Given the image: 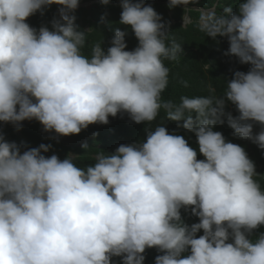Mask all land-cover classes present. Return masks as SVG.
I'll return each mask as SVG.
<instances>
[{
  "label": "clouds",
  "instance_id": "clouds-1",
  "mask_svg": "<svg viewBox=\"0 0 264 264\" xmlns=\"http://www.w3.org/2000/svg\"><path fill=\"white\" fill-rule=\"evenodd\" d=\"M188 2L168 0V7ZM53 4L61 7L52 30L26 23ZM78 5L0 0V122L18 127L35 120L45 132L67 137L118 113L150 123L163 107L168 120L182 121L195 135L198 151L159 125L143 142L99 151L94 164L81 168L71 154L43 155L50 145L21 153L0 136V264H112L113 257L143 264L151 248L163 253L154 264H264V232L252 236L264 227V188L245 149L213 131L226 116L235 136L264 151V0H241L235 11L213 14L204 29L213 40L227 37L224 55L250 70L236 71L215 105L182 97L178 106L161 103L169 75L163 61L182 49L168 43L154 8L121 0L119 24L137 47L125 50L127 31L117 28L107 51L97 44L89 58L81 54L86 32L72 15ZM225 101L237 117L230 107L224 113ZM182 208L199 222L185 224Z\"/></svg>",
  "mask_w": 264,
  "mask_h": 264
},
{
  "label": "trees",
  "instance_id": "trees-1",
  "mask_svg": "<svg viewBox=\"0 0 264 264\" xmlns=\"http://www.w3.org/2000/svg\"><path fill=\"white\" fill-rule=\"evenodd\" d=\"M95 1L97 0H79L78 6L92 4L80 7L72 13L75 17L74 24L79 30L86 32L81 54L90 58L92 49L97 44H101L106 52L111 46L110 41L114 38L117 28L127 31L125 50L135 49L138 41L134 34L130 29H125L119 24L122 10L121 0H108L107 5H104L102 0ZM132 2H137V0H132ZM143 2L145 6H152L162 17V22L169 32L168 43L175 41L181 45L182 49L177 59L163 61L169 69V75L167 87L161 93L162 104L171 102L174 106H178L182 97H204L215 105L216 100L224 96L226 83L233 78V74L236 71L247 73L250 70V65H242L235 57L224 55L229 47L227 37L218 36L213 40L204 30L205 25L211 23L213 14L218 17L224 14V10L229 7L235 11L241 0H189L186 5L171 9L168 7V0H143ZM60 7L55 4L48 6L42 12L30 16L26 23L37 30L41 26L52 30L51 22L53 18L59 19L57 11ZM228 107L234 118L239 115L235 106L228 101H225L223 109L225 114H229ZM184 116L196 119L195 112H185ZM221 119L224 123L216 124L213 131L222 133L226 142L238 144L245 149L249 159L255 165L257 176L254 179L264 188V151L250 140L235 136L233 129L226 122V116ZM159 125L166 127L169 134L183 136L189 146L198 151L195 135L180 126L182 121L168 120L167 112L163 107L159 110L156 119L150 123L135 124L126 113H118L116 117H109L106 125H89L79 134L67 137H57L53 132H45L35 120L23 121L18 127L0 122V136L20 146L21 153L30 148H37L40 144L50 145V150L42 153L46 157L55 154L63 160L71 154L75 156L74 163L78 167L86 168L95 163V157L99 151L111 154L120 145L143 142L146 139V132L154 130ZM254 129L260 131V126L254 124ZM64 138L71 141L70 146L62 142ZM82 141L83 144L79 145ZM85 144L88 148L83 149L82 145ZM197 159L204 158L198 153ZM181 218L189 226L199 222L198 218L191 214V208L187 211L182 208ZM261 232H264V227L255 230L252 234L253 238ZM200 235H203L202 231L197 233V238ZM162 254L155 248L146 249L143 253L145 257L143 264H154L155 258ZM121 261V257L112 258V264H121Z\"/></svg>",
  "mask_w": 264,
  "mask_h": 264
},
{
  "label": "rangeland",
  "instance_id": "rangeland-1",
  "mask_svg": "<svg viewBox=\"0 0 264 264\" xmlns=\"http://www.w3.org/2000/svg\"><path fill=\"white\" fill-rule=\"evenodd\" d=\"M58 16H59V12H58ZM62 142L68 146L71 145V141L67 138L62 139ZM81 144H83V141L79 143V145H81Z\"/></svg>",
  "mask_w": 264,
  "mask_h": 264
},
{
  "label": "water",
  "instance_id": "water-1",
  "mask_svg": "<svg viewBox=\"0 0 264 264\" xmlns=\"http://www.w3.org/2000/svg\"><path fill=\"white\" fill-rule=\"evenodd\" d=\"M96 2H99V0H97ZM89 4H92V3H87V4H84L82 6H78L77 8L84 7V6L89 5Z\"/></svg>",
  "mask_w": 264,
  "mask_h": 264
}]
</instances>
